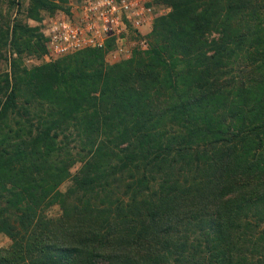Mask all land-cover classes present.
<instances>
[{
	"label": "trees",
	"instance_id": "1",
	"mask_svg": "<svg viewBox=\"0 0 264 264\" xmlns=\"http://www.w3.org/2000/svg\"><path fill=\"white\" fill-rule=\"evenodd\" d=\"M153 1L170 9L130 59L108 40L0 70V264H264V37L218 20L260 0Z\"/></svg>",
	"mask_w": 264,
	"mask_h": 264
},
{
	"label": "rangeland",
	"instance_id": "2",
	"mask_svg": "<svg viewBox=\"0 0 264 264\" xmlns=\"http://www.w3.org/2000/svg\"><path fill=\"white\" fill-rule=\"evenodd\" d=\"M82 0H55L54 2L57 4L56 6H51L49 8H41L38 9L34 8V1L33 0H0V39L2 36V32L5 33V30L7 28V24H10L12 26L14 21H21L28 23L29 26L35 28L34 33L36 36L33 37V40L37 37H40V42L44 44L45 51H35L30 52L27 49H24L21 52H17L15 49L12 51V45L10 43V37H11V29H8V38L6 43L1 44L0 43V70L7 69L9 67V59L10 56L14 55L17 56L18 61L22 63V65H26L28 67L42 64L45 62H50L58 58H66L70 57L76 53H82L84 51L77 50L70 53H66L63 55H55L51 54L49 50L47 49V46L45 44V38L43 32V23L44 20L49 18L50 16L59 15V14H68L70 15L74 10H76ZM226 3V1L221 2V4ZM167 7L166 12L170 9L168 5L163 4ZM260 7L259 9L256 8H247L245 9V15L243 17H240L244 13L238 12V14L230 9H225L218 17V20L221 22V24L228 29L232 23L235 30H233V33L237 36L240 34L238 31L239 27H242L245 34V38L247 43L244 42L242 47L253 49L254 45L249 46L248 44L251 43H258V40L260 39L258 36L261 34V36L264 37V0H260ZM37 8V7H36ZM31 10V11H29ZM32 12V13H31ZM165 12V13H166ZM164 13V14H165ZM32 14V15H30ZM250 18H253V20L250 22L249 26L247 27V22ZM244 23V24H243ZM246 23V24H245ZM152 25L149 27H144L142 29V32H133L129 31L126 37L122 40L117 41V46L121 45L123 47L124 51L119 52L117 55H114V53L111 51L116 46V41L113 39H110L112 43L107 47V50L105 52V62L107 63H115L118 61H122L125 59H130L135 54H138L139 52H142L144 49L149 47V38L148 34L151 31ZM11 28V27H10ZM220 25L219 23H216L212 27L209 28V34L212 36L217 35L219 33ZM10 30V32H9ZM43 34V36L41 35ZM229 33L232 37L234 35L232 34V31L229 28ZM234 42V41H233ZM232 48H237L236 44L233 43ZM135 52V53H134ZM76 167V166H75ZM73 167V169L75 168ZM69 181H66L62 184V188H65ZM57 211V206H54L50 209L51 213H55ZM10 238L7 234L0 231V247L6 246L10 243Z\"/></svg>",
	"mask_w": 264,
	"mask_h": 264
},
{
	"label": "built area",
	"instance_id": "3",
	"mask_svg": "<svg viewBox=\"0 0 264 264\" xmlns=\"http://www.w3.org/2000/svg\"><path fill=\"white\" fill-rule=\"evenodd\" d=\"M167 7L153 0H82L70 15L44 20L45 44L51 54L63 55L85 47H102L108 40H122L129 31L142 32ZM124 51L121 45L111 50Z\"/></svg>",
	"mask_w": 264,
	"mask_h": 264
}]
</instances>
